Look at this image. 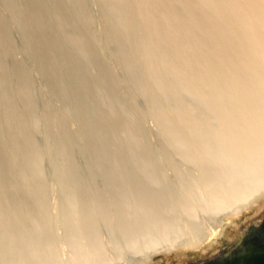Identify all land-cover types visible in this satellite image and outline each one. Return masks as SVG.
<instances>
[{"label":"bare ground","instance_id":"6f19581e","mask_svg":"<svg viewBox=\"0 0 264 264\" xmlns=\"http://www.w3.org/2000/svg\"><path fill=\"white\" fill-rule=\"evenodd\" d=\"M18 1L19 2L23 1L22 2L23 4L21 5L24 7H21V5H19L20 3L17 4ZM21 1L16 0V2H14V0H0V2L6 8V10L9 12L7 13L13 18L14 24L22 31L24 38L27 40L30 50L34 51L37 48L39 51L38 53H40V55L43 56V59L45 60V63L48 68L46 74H48L50 77V78L48 77L49 78L48 83L49 81L50 83H52V87H53L52 90L54 92L55 97L57 96L66 105L72 106L70 112H72V114H74L75 116V121L77 123L76 131L81 133L83 136L82 137L83 141H81L83 143L81 147L85 146L86 149H88L89 152L92 154V157L94 156V159H92L94 160L93 163L90 161L92 164L90 166L89 163L88 166L89 167L88 170L90 171V173L92 172L97 175L102 174L103 177L104 178L106 177L107 179L104 181H108L109 179L113 181L112 180L113 178H110L112 177L110 175H112L113 172L111 173L110 170L108 171L106 169L108 168V166L106 167V163H107L105 160L106 158L104 157L103 154H100L97 151L96 142H94L93 140L96 139L95 136H96L97 126L98 128L104 129L105 132L104 131L103 132L106 133L108 131V128H111L112 126V124L111 126H109L111 120H115V123L117 122L118 136L119 139H121V141L120 140L119 141L120 142L123 141L125 150L127 152V155H122L121 152H120L121 154L119 155L129 158V160L132 162V167H133L132 169L138 173V176L139 178L142 179V181H145L147 184L150 183L154 184L153 180H151V176H150L151 170L149 169L150 168L149 164L151 162L148 164L146 158V155L147 156L149 155L148 153L145 154L147 151L144 153L145 151L143 150L144 146L142 147L143 142H141V138L137 133L138 131L136 132L135 130L137 126L136 128L134 127V125L137 124L135 123L136 120H134L131 113L128 110H126L125 104L130 99H127V101H125L126 102L125 104L122 103L125 105V108L120 106L121 103L118 101L120 103L119 104L115 99V89L110 77V75H113L114 73L112 71L109 72L111 74L108 73V71L105 68V65H103L100 57L98 56L99 52L97 53L95 51L93 40L91 39L89 34L90 32L89 27L90 24L92 25L93 22H91L89 17H87L86 9L82 4V0H21ZM101 2L106 7L109 18L114 20L113 24L116 26V31L120 32L118 33V35L120 34L119 36L123 35L125 37L126 44L130 46L132 51L131 54L128 53L130 56L127 59H125L124 66L122 65L124 69L123 70L124 72L123 71L122 72L126 73L125 74L126 77H129V79L132 81L131 83H133L134 86L133 88H135L134 90H136L140 94L139 96L149 91L150 97L148 99L147 104L149 107L153 108V111L154 109L157 111L156 113L158 115L157 117H159L158 119L164 125L167 134L170 137L172 135L173 139L175 140L173 143V145H175L174 148L177 147L176 150L179 151V153H181V151H184L185 149L190 150V148L192 147L193 149L191 148V150L193 151V155L196 154L195 150H197L198 154L205 162L206 169L211 175L213 186L211 187L209 186L207 189H205L206 187L203 186L205 190L200 191L202 188L201 189L199 188L200 192H198V186H196V183H194L195 185L193 184V188H192V190H194L192 191L194 192V196L191 198L183 195V197H185V199L187 200V203L190 205L189 210L185 211L186 213H189V214L185 213L187 216L185 219L195 218L197 214L203 212L204 213L206 212V214L209 213L210 216H214L219 213L228 211L226 213V216L228 217L226 222L217 224V226L216 227L214 226L213 227L214 229L212 230L209 229L210 231L208 232V234L204 237L202 236V238L200 239V241L198 240V242L195 240L194 242L196 243L193 246V248H191V250L192 249L195 250V253H197V255L199 253V255L202 256L203 259H205L206 257L205 255H207L208 253L213 254L210 258V261L202 262V264H209V263L218 264L219 262L226 260L228 256H231L233 253H235L234 249L238 251L239 250L238 246L241 243L242 238L246 236L244 234L245 232H240V234L236 237V239L233 242V237L231 236L232 232H236V233L239 232L241 225L243 224V222L249 219V217L259 218L260 219L259 226L261 225L264 219V0H101ZM18 5L21 8H18ZM1 15L4 14L1 13ZM28 16H29V22H26L28 21L26 20V17ZM30 32L33 35L32 40H30L29 38ZM116 33L117 32H115V35H117ZM119 36L117 38H119ZM123 36L120 39H123ZM120 39H118V41H121ZM106 40L108 41V39ZM1 44L0 47H2ZM101 46H104V44ZM34 52L37 51L35 50ZM2 56L3 55L0 54V129L7 122L6 117L8 116H6L5 114L9 113L8 109L11 108V107L9 108L10 105L9 92L11 90L10 91L8 90L11 84L10 83L11 76H9L8 78V76L6 75L7 71L5 72L4 70L5 69L3 66L4 60ZM37 56L38 55H36V57ZM23 60L26 61V59L24 58ZM38 60L39 58H37V61ZM26 62L24 63L27 66H29L30 62H28V64ZM26 65L24 66L25 68L19 66L17 70H15L16 80L19 84L17 85L19 86L20 92L23 93L29 90V87L27 89V85L29 86L28 83L29 78L27 72L28 69H26L27 67ZM30 65L32 66V64ZM135 67L136 69L138 68L140 70V74H144L143 80L137 77V75H139V72L138 74L135 73L134 70ZM40 68L42 69L43 67ZM29 69L31 70L30 66ZM36 79L38 80L37 77ZM20 92L18 93L21 94L22 97L23 94ZM128 97L129 96H127V98ZM124 100H126V98ZM162 103H166L167 105H169L168 111L172 112V114L174 113V117L172 118L173 120L166 114V112H162L160 106ZM28 104L31 105V103ZM29 108L31 109V107ZM142 109L145 110V108ZM94 110L96 111L95 113ZM61 117L59 118L60 119L64 118ZM62 122L65 123L64 121ZM112 128L114 127L112 126ZM34 130L36 131L38 129L34 128ZM63 131H65L64 127H63ZM36 132L35 134H39V132L38 133ZM72 132L67 133L69 135L65 137L63 136L65 134L63 135L61 134L63 136V142H65L64 139L67 140V137L70 136ZM73 134L74 133L71 134L72 137L74 136ZM24 136L22 135V138L21 137L20 138L23 139ZM62 136L60 137L62 138ZM102 136L101 137L103 140L102 139L101 140L103 142L105 141L104 139L105 135ZM74 137L79 139L78 135L77 136L75 135ZM0 138H1V134H0ZM76 138L74 139L76 140ZM37 139L39 140L40 138ZM41 139H42V135H41ZM27 140L25 139L23 142L24 149H22L21 147V150L23 152L25 150V157H24L25 159L24 158L23 159L26 162L24 165L25 167L23 168L24 170H22L24 172L20 174L17 180L16 178L12 177L13 167H11L12 164L10 165V162H12V160L10 159L11 158V155L9 153L10 151L6 152L3 150V147L2 149L0 147V203H2L3 206L2 211L5 213L2 215L3 216L7 215L8 218L11 219L10 222H12V224H15L14 228L16 230L15 232H17V237L15 239L9 236H7V238L3 237L5 234L3 232L1 234L0 231V264H13V263L15 264H42V263L55 264L56 263L57 264L58 262L53 261L57 259L56 255L54 257L52 252L50 253L48 250H45L46 249L45 246L42 249H40L38 245L39 233H41L43 230L45 232L48 223L50 227L54 226L53 221L55 220L54 217L57 214H54V212L52 211L53 206L52 205L48 206V205L52 204L51 200L56 201V199L54 198L51 199V192L53 190L57 176L55 177L54 180L53 175L50 173L51 171L49 169L50 168L49 165L45 164L47 162L46 159L48 157L46 158L44 154L45 153L44 149H42L44 148V145L42 143L43 141L36 140L37 141L36 145H39L40 148L38 146H35L34 144V146L37 147L36 148L37 150L40 149L43 150V151L40 150L41 158L43 160V165H44V166L42 165V170H41L37 166V163L33 158L34 153L32 154V150L30 149L33 145L30 147L29 145L30 142H28ZM72 140L73 139L71 138V141ZM97 142H99V140ZM19 145H23V144H19ZM97 145H99L100 147V143ZM110 145L112 146V144ZM85 147L84 150H86ZM151 147L152 149L155 148L153 146ZM58 148L62 149L60 145ZM100 148L102 151L103 150L102 146ZM36 149L33 151H37ZM88 150L85 155L84 153L86 151L84 152L83 149L81 148L79 149V151L83 152L81 153L83 159H85L87 157V154H89ZM105 150L106 149H104V151ZM160 152L158 151L157 153L161 154ZM184 153L186 154V152H183V154ZM83 154L86 157H84ZM107 154L109 155V158H112V156L110 157V154L108 152ZM150 154H152L151 151ZM108 155H107V159L109 160ZM198 156H196V158H198ZM20 158L22 157L20 156ZM121 159L122 158H120V160ZM86 160L89 162V157ZM126 160L128 159L126 158ZM119 162H120L119 164L120 168L119 167L117 168L122 172V170L124 169L122 166L124 164L121 161ZM176 165H180V164L176 163ZM111 166L113 167V163ZM80 169L81 168L79 166V160L73 154L72 157L70 158L69 170L72 172L71 173L72 175H70V177L72 176L76 180ZM108 169H110V167ZM19 170H17V172H20ZM133 170H129V171L132 172ZM182 170L185 171L184 169ZM59 171L60 170H58L57 174H61L59 173ZM152 171H151V175H152ZM156 171L157 170H155V172ZM54 172L56 174V171ZM66 173H68V171ZM199 173L200 172L197 173V176H201ZM24 175L30 177L31 183L28 182V184H26L27 180L24 181ZM113 175L115 176V174ZM108 176L109 178H107ZM28 177H26V179ZM92 178L87 177V181L84 182V186H86L85 188H87V191H89L88 193H90V190L88 189L91 186V183H89L90 186L89 188L87 187L88 180ZM131 178L133 179V175ZM30 179L28 178V181ZM58 179L59 178H57V180ZM186 179L188 183V178ZM199 179L200 178H198V180ZM127 180L129 181L130 178H128ZM156 180L155 183H157ZM116 183L118 184L119 182L117 181ZM146 183L144 184L147 185ZM72 184H74L73 181ZM19 185L21 187V190L25 194L29 192L31 187H33L35 191L42 192L41 195L40 193L37 194L36 192H33L34 194L36 193L35 199L37 200V202L32 200L34 198L30 197V199L32 200L33 204L34 203L35 205L36 203L40 204V205L39 204L36 205L37 208L39 206L40 208L41 206L45 207V204H47L45 208L47 211L49 209L50 212L46 214V215L50 214V217L48 218L49 221L48 220L45 221L42 219L43 213L42 212L40 213V211L43 209L38 208L39 209L38 210L36 209V207H34L37 211H39L36 212V210L32 209L31 207L27 206V208H23L25 207V205H23L21 208V205H19L23 211L25 210L24 213L22 212V210L18 206V203L16 202V197H17L16 195L18 194H16L17 192H15V189H17ZM130 185H133L131 181H130ZM189 186L192 187L190 183ZM189 186L188 188H190ZM77 187L79 186L77 185ZM119 187L120 188L122 187V183L121 186ZM131 187L134 188L133 186ZM137 187L138 186H136V188ZM92 188H94V186ZM146 188L144 187V191H148L147 193H149L150 189L147 190L148 188L147 189ZM115 189H117V186L115 187ZM79 190H81V192L83 190L86 191V189H82L81 187ZM105 190L109 191L110 189L107 190L106 188ZM136 190L139 191L138 189ZM100 191H98V193H100ZM116 191H119V189H117ZM116 191L114 190V192ZM30 193H32V191H30ZM133 193L136 195L137 192L136 193L133 192ZM158 193L154 195L157 196V198L159 196L157 195ZM61 194L63 193L61 192ZM141 194L143 193L141 192L138 195L140 196L138 197L139 201L137 199L136 200L140 203L139 206L140 209H143L142 211L147 212L145 215L147 216L146 218L145 216L144 217L141 216L143 222L141 221L139 222V219L135 218V216L140 212L137 209L138 206H131V208L129 207L132 210V216H133L132 218L136 220V223L134 220H131V218H128V215H126L127 213L125 212L126 209L125 207L130 205H126L123 208H121L122 207L121 206L120 207L121 209L118 211L119 213L114 209V212L120 215V216L117 215L119 217L117 218L120 219L119 221H121V225H120L121 232H119V234L121 235L120 241L123 242L124 247L126 246V248H129L130 251L135 253L139 250L143 251L144 249L146 251L149 250L155 251L157 249L161 250L160 249L161 247H164L169 243L171 244V242L168 240L167 233H169V231L171 230V226L175 225V223H173V225L170 224L169 226L168 220L165 221L162 218L165 222L161 221L162 219H158V217L161 218L163 217V215L157 216L158 212H156L157 218H155L156 216L153 213L154 207L151 206L152 205L151 202L154 199L149 200V197L147 198L145 194L144 195ZM37 195H40V197L42 198H38L39 196L37 197ZM77 195H79V197L76 201V205L79 204L80 205L79 207L81 208L80 209L81 214L80 213L79 214L82 215L83 218L82 220L84 221V223L82 224H85V226L90 230L93 231L95 229L97 230L98 225L95 222L97 221V218L95 220V215L97 210L95 209V207L93 208L89 202H86V200L83 197V194L79 193ZM110 195L114 197L112 194ZM64 196H68V195H64ZM121 196H118L120 197L118 199H121L122 198ZM152 196L153 195H151V197ZM160 197H162V195ZM67 198L68 201L70 202L69 200L70 198L69 197ZM67 198L61 197L63 204L65 201H67ZM129 198L133 199L131 197ZM30 199L28 197V200ZM126 200H128V198ZM98 201L99 200H97L96 202ZM157 201H159V199ZM127 202L128 201H126V203ZM124 203L122 202V205ZM118 205L119 206L121 205V203L119 204V201H118ZM2 206L0 204V207ZM67 206L65 207L68 209L69 207ZM65 207H63L62 209V213L59 212L60 215L61 214L66 215L71 213V212L70 213L66 212L69 211L70 208L69 210H65ZM161 207H163V205ZM115 208L116 210L118 209L117 207ZM156 208H158V205L156 206ZM98 211L100 212V210ZM43 212H45V210H43ZM133 214L136 215L134 216ZM46 215L44 213L43 216H45L46 218L47 217ZM139 215H142V213ZM7 216H6V220L4 219L5 217L3 218L5 223L7 222ZM24 217H26L27 219H24ZM62 217L64 219V216ZM66 217H69V215H67ZM141 217L139 216V218ZM73 218L75 220L74 221L75 225L78 228H81L79 226L80 224H78V218L76 217ZM73 218H71V220ZM220 218H222V216H220ZM223 218L226 219L225 217ZM69 220L70 219L68 218L67 221L66 218L67 222L71 221ZM26 221L27 224L29 225L25 224ZM62 221L61 224H63ZM185 221L180 222L182 223V226ZM68 224L66 226H68ZM70 224L72 225V223ZM59 226L61 225L59 224ZM168 226L170 228H168ZM259 226L249 227L251 231H253L252 233H248L249 238L251 235H254V233L260 230ZM62 228L65 227L62 226ZM66 228L69 229L68 232L72 231L71 234L73 233V230H70L72 226ZM47 230L46 233L48 232ZM77 231L76 233H78ZM95 231L92 233L95 234ZM103 231L104 229L102 230V232ZM8 232L10 233V231H7V233ZM87 232H89V236L92 235V233L90 234L91 231L88 230ZM98 232H101V230L99 231V226H98ZM218 232H221L219 233L220 235H218ZM76 233L72 235L76 236L77 235ZM84 234L86 235V233ZM29 235L32 236L31 238H33L34 236L35 240H31L30 242L29 240L31 238L29 239L30 237ZM43 235L40 234V236L42 237ZM98 236L96 238H98ZM100 237H102L100 241H103L102 242L103 246L108 243L111 244V242L107 239L110 237L105 238V235ZM69 238L70 236L68 237V239ZM77 238L78 236L76 237V239L74 238V240L78 242L79 240H77ZM89 238L92 239L91 236ZM44 239L45 237H43V240ZM16 240L17 242L20 241L19 242V244H21L20 247L17 246L18 244H16ZM94 240L95 239H93V243L94 242L96 243V240L95 241ZM190 240H192V237ZM34 241L36 244L35 246L34 245L32 246V242ZM45 241L43 242L45 243ZM46 242H48V240ZM82 242H84L83 239L82 241L80 240V242H78V246L79 243L81 244ZM227 242H233V243L229 248L225 249V251L220 252V247L226 245L225 243ZM69 243L71 244V242ZM96 244H94V246ZM33 247L39 248L40 249L39 253L36 254V251L38 252L39 249L36 250ZM80 249L81 252H83L81 246ZM105 249L106 247L104 248V250ZM95 250L97 249L95 248ZM109 251H107V255L110 254ZM55 252L57 251H55L54 249V254ZM93 252L95 251L93 250ZM101 252H103V250H101ZM104 252L103 255H105ZM68 254L70 253L68 252ZM75 254H77V251ZM89 254H87L86 258L90 257L88 256ZM141 254L142 255H140V257L142 259V257L145 254L144 252H142ZM99 256H102V253L101 255L99 254ZM52 257H54L55 259ZM189 257L190 255L184 258L180 256L176 259L178 260L182 259L183 261L189 259ZM102 258L103 256L101 257V261ZM118 258H120V256ZM143 260L142 262H144ZM103 261L105 260L103 259ZM68 262H70L71 264V260L67 261V263ZM142 262L140 264H143ZM60 263L63 264L64 260L61 261ZM105 263H107V261H105L104 264Z\"/></svg>","mask_w":264,"mask_h":264},{"label":"rangeland","instance_id":"374dc122","mask_svg":"<svg viewBox=\"0 0 264 264\" xmlns=\"http://www.w3.org/2000/svg\"><path fill=\"white\" fill-rule=\"evenodd\" d=\"M14 2H16V0H14ZM22 2L23 1H21V2L18 1L17 4L20 3L19 5H21V4H23ZM82 4L84 5V7L86 9L87 17H89V19L91 20V22H93L92 25L90 24V27H89V31L90 32H89V34H90L91 39L93 40V44H94L95 51L97 53L99 52V55L98 56L100 57L103 65H105V68L108 71V73L110 71H112L114 73V74L112 73L114 76L113 75H110V77H111V80L113 82L114 89H115V99H116L117 102L119 101L121 103L120 104L118 102L120 104V106H122V107L125 108V105H126V110H128L131 113V115L133 116V119L136 120L135 123H137V124H135V125L133 124V125H134L135 128L137 126V128L135 130H136V132L138 131L137 133H138L139 137L141 138V142H143L142 143L143 144L142 147L144 146L143 147V150H145L144 153L147 151L145 154L148 153V155H149V156L146 155L148 164L151 162L149 164V166H150L149 169L151 171L153 169L154 172H155V170H157L156 172L159 175L156 172L154 173L152 171V175L154 176L153 177L151 175V171H150L151 180H153V183H154V184H151L150 183L151 184V187H150V184H147L145 181H142V179L139 178L138 173L135 172L132 169L133 168L132 167V162L129 160V158L128 157H125V156H122V155H127V152L125 150V146L123 144V141L120 142L121 139H119V136H118L117 122L115 123V120H111V122L109 124V126H111V124H112V126L114 128H112V126H111V128H108V131L106 133H104L105 132L104 129L98 128V126H97V128H96V136H95L96 139L93 140L94 142H96L97 151L100 154H103L104 157L106 158L105 159L106 162H107L106 163V167L107 166H108V168L110 167V169H108L106 167L105 168L108 171L110 170L111 173L113 172L112 175H110V176H112L110 178H113L112 179L113 181H111V179H109L110 181L109 180L108 181H104V180H107V179H106V177L104 178L102 174H98L97 175V174H94L92 172L90 173V171L88 170L89 169L88 166H89V163H90V166L93 163L94 160H92V159H94V156L92 157V154L89 152L88 149H86L85 146H82L83 148L81 147V145L83 143V142H81V141H83L82 140V137L83 136H82L81 133H79V132L76 131V129H77V123L75 121V116H74V114H72V112H70L72 106L66 105L57 96L56 97L58 99L55 97L54 92L52 90L53 89L52 83H50V81L48 83V80H49L50 77H49L48 74H46V71H47L48 68H47V65L45 63V60L43 59V56L40 55V53H38L39 51H38L37 48L35 49L37 52H34L35 50L34 51L30 50V48L28 46V43H27V40L24 38L22 31L14 24L13 18L8 14L9 12L6 10V8L4 7V5L0 2V11H1L0 12V18H1L0 19V44L2 43L1 44L2 47H0L1 48L0 49V54L3 55L2 56L3 57V60H4L3 61V63H4L3 66L5 68L4 69L5 72L7 71L6 72V75L8 76V78H9V76H11L10 77V79H11L10 80L11 81L10 83L11 84L9 86V88L10 87L11 88L10 89L8 88L9 91L11 90L9 92V94H10V98H9L10 99V101H9L10 102V105H9V108L10 107L11 108L8 109L9 110L8 111L9 113L5 114L6 116H8V117H6V121L7 122L5 123L4 126L1 127L2 130L0 129L1 130V132H0V134H1L0 147H1V149L3 147V150L6 151V152L7 151H10L9 152L10 155H11V158L10 159L12 160V162H10V165L12 164L11 167H13L12 168V177L16 178V180L19 178L20 174L24 172L22 170H24L23 168L25 167L24 165H25V162H26L24 160L25 159L24 158L25 157V150L23 152L21 150V147H22V149H24V143L23 142H24L25 139L26 140L28 139L27 141L30 142L29 143L30 147L33 145L30 149L32 150V154L34 153L33 154V156H34L33 158L35 159V162L37 163V166L42 170L43 160L41 158L40 150L44 149V152L45 153L44 152L43 153L45 154L46 158L48 157L46 159L47 162L45 164L49 165V167H50L49 169L51 171L50 173L53 175L54 180H55V177L56 176H57V178H59L58 179L59 181L56 178V181H55L56 186L54 184L53 190L51 192V199L54 198V199H56V201L55 200L54 201L51 200V203L52 204H49L48 205V206L52 205L53 206L52 211L54 212V214H57L54 217L55 218V220L53 221L54 226L53 227H50V225L48 223L47 224V227L45 229V232L43 230L42 231L43 233L42 232L39 233V243H38L39 248L42 249L45 246V248H46L45 250H48L50 253L52 252V254H53L54 257L56 255V258L57 259H55L54 257H52V258L55 259V260H53L54 262H58L57 264H62L60 262L63 261V260H64V263L63 264H70V262L67 263V261H70V260H71V264H104L105 261H107L108 264L110 262H111L110 264H140L143 259H144L143 260L144 262H142L143 264H146V263H148V264H202V262H208V261H210V258L213 255L212 253H208L207 255H205L206 257H205V259H203L202 256L199 255V253L197 255V253H195V250L194 249L191 250V248H193V246L195 245V243H196V242H194L195 240L198 242V240L200 241V239L202 238V236L204 237V236H206L208 234V232L210 231L209 229L212 230V229H214L213 228L214 226L215 227L217 226V224L225 223L226 220L228 219V217L226 216V213L228 211L227 212L219 213V214H217L218 216L217 215L210 216L209 213L206 214V212L205 213L203 212V213L197 214V216L195 218H192V219L191 218H187V219H185L187 217L186 214H189V213H186L185 211L189 210L190 205L187 203V200L185 199V197H183V195H185L187 197H191V198L194 196V192H192V191H194V190H192L194 183H196V186H198V192L204 191L209 186L210 187L213 186V181L211 180L212 179L211 178V175L209 174L208 170L206 169L205 162L201 158V156L198 154V151L197 150H195V153H196L195 155L196 156L199 155L198 158H196V156L193 155V151L191 150L192 147L190 148V150L189 149L188 150L185 149L184 151H181V153H179V151L176 150L177 147L174 148L175 145H173V143H174L175 140L173 139L172 135L170 137L167 134V131L165 130L164 125L158 119L159 117H157L158 116L156 114L157 111L155 109L153 111V108L149 107L148 104H147L148 99L150 97L149 91L147 93H144V94L141 95L143 97V99H142V97L139 96L140 94L136 90H134L135 88H133L134 86H133V83H131L132 81L129 79V77H126V75H125L126 73H123L124 72L123 71L124 70L123 69L124 61H125V59H127L130 56L129 54H131L132 51H131L130 46L126 44V40H125V37L123 35H122L123 36V39H120V38H122V36H119L120 34L118 35V33H120V32L116 31V26L113 24L114 23V20L111 19V18H109L108 11H107L106 7L103 5V3L101 2V0H82ZM19 5H18V8L24 7L22 5L20 7ZM1 13L4 14V15H1ZM26 20H28L26 22H29V16L26 17ZM115 32H117L116 33L117 35H115ZM118 36H119V38H117ZM29 38H30V40L33 39V35H32L31 32L29 33ZM106 39H108V41ZM118 39H120L121 41H118ZM18 40H19V42H18ZM112 40H113V42H112ZM105 43H106V45H105ZM108 43H111V44H108ZM103 44H104V46H101ZM20 46L23 47V48H21ZM27 49L29 50V52H28ZM111 52H113V53H111ZM36 55H38V56L36 57ZM23 58L26 59L27 62L25 60H23ZM37 58H39V60H38L39 62L37 61ZM24 62H26L27 64H28V62H30L29 63V66H30L31 70L29 69V66H27ZM30 64H32V66ZM25 65L27 66L26 69H28L27 72H28V78H29V82H28L29 83V86L27 85V89L29 87V90H27L26 92L23 93V92H20V90H19V86H18L19 84H18V82L16 80V73H15L16 71L15 70H17V68L19 66L24 67ZM44 65H45V68L46 69L44 68ZM40 67H43V68L41 69ZM134 70H135V73L136 74H138V72H139V75H137V77H139V79L143 80L144 79V74H140V70L138 68L136 69V67H135ZM109 74H111V73H109ZM36 77L38 78V80L36 79ZM37 81H38V84H37ZM127 83H129V84H127ZM38 87H40V88H38ZM43 90L45 91V93H44ZM18 92H20V93L23 94L22 95L23 98L21 97V94H19ZM44 94H46V95H44ZM127 96H129V97L127 98ZM124 97L126 98V100H124L125 99ZM127 99H130L131 101L132 100L133 101L132 102L130 100L127 101ZM125 101H127V103ZM28 103H31V105L28 104ZM122 103H124V104L126 103V104L124 105ZM162 104L165 105L166 107L163 106ZM162 104L160 105L162 112H166V114L172 119L174 117V113L172 114V112H169L168 111L169 110V105H167L166 103H162ZM143 105H144V107H143ZM29 107H31V109ZM142 108H145V110L142 109ZM66 109H67V111H66ZM95 112L96 111L94 110V113ZM170 113L172 114V116H171ZM61 114H62V117H64L63 119H60L59 118V117H61ZM144 115L145 116L147 115V116L145 117ZM62 121H64L65 123H63ZM30 123H32V124H30ZM36 124H38V125H36ZM159 126H160V128H159ZM161 126H162V128H161ZM63 127H64L65 131H63ZM115 127H116V129H115ZM34 128L38 129V130H36L37 132L34 130ZM18 130H20V131H18ZM35 132L36 133L39 132V134H35ZM70 132L74 133L73 134L74 136L75 135L76 136L78 135L79 136L78 137L79 139H77L74 136L72 137V135H71L72 133H71L70 136H68L69 137V140H68V137H67V140L64 139L65 142H63V136L65 137V136L69 135L67 133H70ZM76 132H77V134H76ZM18 134L21 135V136H19ZM61 134L62 135L65 134V135L62 136ZM22 135L23 136L25 135L23 137V139H21L22 138ZM41 135H42V139H41ZM80 135H81V137H80ZM102 135H105L104 136L105 141H103L104 143L102 142V140H103L102 139V137H103ZM113 135H115V136H113ZM36 136H37V138H40L41 140L40 139L38 140L36 138ZM60 136H62V138ZM59 137L62 140H60ZM71 138L73 139L72 141H71ZM74 138H76V140ZM117 138H118V140H117ZM20 140H22V141H20ZM36 140L37 141H43L42 143L44 145V148H42L40 150H37L36 149L37 147H35V146H38L39 147V145H36V143H37ZM77 140H78V142H77ZM98 140H99V142H97ZM58 141H59V143H58ZM111 141H112V143H111ZM99 143H100V147L102 146V148H103L102 151H101V148L99 147V145H97ZM101 143H102V145H101ZM19 144H23V145H19ZM34 144H35V146H34ZM58 144L62 147V149L58 148L59 147ZM110 144H112V146ZM63 145H64V147H63ZM151 146H153L155 148L152 149ZM84 147H85L86 150H84ZM161 147H162V150H161ZM78 148L79 149L80 148L83 149L84 152L86 151L84 153L85 155H86L87 150H88V153L89 154H87V157L84 156V154H83V156L86 157L85 159L82 158V154L81 153H83V152L79 151ZM148 148H150V149H148ZM35 149L37 151H33ZM104 149H106L105 150L106 152L104 151ZM56 150H58V151H56ZM60 150H62V151H60ZM150 151H151L152 154H150ZM158 151L159 152L161 151L160 152L161 154L157 153ZM107 152L110 154V157L112 156V158L114 160L112 158H109V155L107 154ZM120 152L122 153V155H119V154H121ZM183 152H186V154L185 153L183 154ZM111 153H113V154H111ZM22 154H24V155H22ZM49 154H51V155H49ZM73 154L79 160V166L81 168L80 171H79V173H78V177L76 179L77 181L75 180L74 177H72V176H71L72 178L70 177V175H72L71 174L72 172L69 170V167H70V158L72 157ZM107 155H108L109 160L107 159ZM185 155L186 156L188 155L187 158H186ZM191 155H193V156H191ZM20 156L22 158H20ZM88 157H89V162L86 160ZM151 157H153V158H151ZM120 158H122V159L120 160ZM126 158L129 161L126 160ZM15 159L17 160L18 163L16 162ZM21 160H23V161H21ZM124 160H126V161H124ZM186 160H187V162H186ZM119 161L123 162V164H124L122 166L124 168L122 170V172H121V170H118V168H117V167L120 168V165H119L120 162ZM152 161L153 162L155 161V162L153 163ZM182 162H184V163H182ZM191 162H194V163H191ZM112 163H113V167L115 165L114 168L111 166ZM114 163H116V164H114ZM176 163L177 164H180V165H176ZM186 163H188V164H186ZM14 164H16L17 166L14 165ZM56 164H58V165H56ZM67 165H68V167H67ZM193 165H194L195 168L193 167ZM15 167H17V168H15ZM18 168L19 169L22 168V169L19 170ZM112 168H113V170H112ZM57 169L60 170L59 173H61V174H57L58 173V170ZM182 169H184L185 171H183ZM17 170H19L20 172H17ZM129 170H133V171L131 172ZM181 170H182V172H181ZM54 171H56V174H55ZM67 171H68L69 174L66 173ZM118 171H119V173H118ZM127 172L128 173L131 172L132 174L129 173V175H131V176H129ZM133 172H135V173H133ZM198 172H200L199 174L201 176H197V173ZM113 174H115V176ZM132 175H133V179L131 178ZM90 176H92L93 178L90 177ZM120 176H122V177H120ZM26 177H28V176L24 175V181L27 180L26 181L27 182L26 184H28V182L31 183L30 177H28L30 179L29 181H28V178L26 179ZM87 177L92 178V179H89L90 182L88 180V186H87L89 188V186H90L89 183H91V186L88 189V190H90V193H88L89 191H87V188H85L86 186H84V182L87 181ZM201 177H202V179H201ZM107 178H109V176ZM128 178H130L129 181L127 180ZM186 178H188V183H187V179ZM198 178H200V179L198 180ZM139 179H141V180H139ZM155 180H156L157 183H155ZM72 181H73V183L75 185L72 184ZM117 181L120 184L119 183L117 184L116 183ZM130 181H131V183L133 185H130ZM121 183H122V187L123 188L122 187L121 188L119 187V186H121ZM136 183H138V184H136ZM144 183H146L147 185H145ZM189 183H190V185H192V187L189 186ZM141 184H143V185H141ZM77 185L79 187H77ZM92 185L94 186V188H92L93 187ZM111 185H112L113 189H112ZM115 185L117 186V189H119V191H116L117 189H115V187H116ZM135 185L138 186V187L136 188ZM104 186L105 187L107 186L106 187L107 190H109V189L110 190L109 191H106L105 190L106 188ZM131 186H133V187L135 186V187L132 188ZM157 186H159V187H157ZM188 186L190 188H188ZM203 186L206 187V188L204 189ZM80 187L82 189H86L87 192L85 190H83L81 192V190H79ZM108 187H109V189H108ZM144 187L145 188L147 187L148 188V189L146 188L147 190L150 189L149 193H147L148 191H144ZM77 188H79V189H77ZM102 188H103V190H102ZM199 188L200 189L202 188L203 190L201 189L199 191ZM136 189H138L139 191H137ZM153 189H154V191H153ZM20 190H21V187L19 185L17 187V189H15V192H17L16 194L19 195V196L16 195L17 196L16 197V202L18 203V206L21 205V208H22V206L25 205V207H23V208H27V206H28V207H31L34 210L40 208V206L38 208L36 206L39 203H36V205H35V203L34 204L32 203V200H34L35 202H37V200L35 199V194L36 193L37 194L40 193V195H41L42 194L41 191H35L33 189V187H31L30 190H29V192H27V194H25L22 190L20 192ZM63 190H64V192H63ZM111 190L113 192L115 190L116 192L113 193ZM155 190H156V192H155ZM30 191H32V193H30ZM59 191H61L63 194H61V192H59ZM98 191H100V193H98ZM187 191H188V193H187ZM33 192H36V193L34 194ZM93 192H95V193H93ZM110 192H112V193H110ZM117 192H118V194H117ZM133 192H135V193L137 192L136 195ZM141 192L143 193L141 195H144L145 194V196H147V198L149 197V200L150 199L151 200L154 199L151 202L152 203L151 206L154 207V210H153L154 215L155 216L157 215L156 212H158V215L157 216H162L163 215V217H161V218L158 217V219H162L163 218L165 221L168 220V225L169 226H170V224L173 225V223H175V225L171 226V230L169 231V233H167L168 234L167 235L168 240L171 242V244L169 243L168 245H165L164 247H161L160 248L161 250L157 249L155 251L154 250L146 251L144 249L143 251L142 250L141 251L139 250V251H137L135 253V252L130 251L129 248H126V246L124 247L123 242L120 241L121 240V235L119 234V232H121L120 231L121 221H119L120 219H118L119 218L118 216H120V215H118V213H119L118 211L121 208L125 207L126 205H130V206L125 207L126 209H128L129 207L131 208V206H138L137 209L140 211L139 214L142 213V215H139V214H137V215L135 214L136 216L134 214L133 215L135 216V218H138L139 219V222L140 221L143 222L142 217H144L146 215V213H147L145 211H142L143 209H140V207H139L140 206V203L138 202L139 201L138 200L139 199L138 197H140V196H138V195ZM151 192L152 193H155V194H152ZM79 193L83 194V197L86 200V202H89L93 208L95 207V209L97 211L100 210V212L99 211L98 212L96 211L95 220L97 218L98 223H97V221H95V222L99 226V231L101 230V232H98V226H97V230L96 229H95L96 231L94 230L95 231V234H94V233H92V232H94L93 230L88 229L85 226V224H82V223H84V221L82 220L83 219L82 218V215H80L81 214V212H80L81 211L80 210L81 208L79 207L80 206L79 204L76 205V201H77V199L79 197V195H77V194H79ZM109 193L112 194L114 197H112ZM150 193H151V195H153L152 197H151ZM156 193H158L157 195H159L158 198H157V196H154V195H156ZM31 194H32V196H31ZM89 194H90V196H89ZM40 195H37V197L39 196L38 198H42V197H40ZM64 195H68V196H64ZM104 195H105V198L107 197L106 199L104 198ZM117 195L118 196H121L122 195L121 196L122 198L121 199H118L120 197H118ZM161 195H162V197H160ZM59 196H60V198H59ZM28 197H29V199H30V197L31 198H34V199L28 200ZM61 197L62 198L69 197L70 198L69 200L72 203H70L68 201V198H67V201H65L64 204H63V202L61 200ZM129 197H131L133 199H130ZM127 198H128V200H126ZM96 199L99 200V201L96 202L97 201ZM158 199H159V201H157ZM120 200L123 203L124 202L126 203V201H128L129 203L127 202L126 204L124 203L125 205L124 204L122 205V202ZM118 201H119V204L121 203L120 206L118 205ZM114 202H116V203H114ZM99 203H100V205H99ZM0 204L2 206V203H0ZM65 204H67L68 206L65 205ZM154 204L156 206L158 205V208H156V206ZM62 205H63V207H65V206L69 207L70 210H69V208L67 209L66 207H65V210H69V211H66V212H68V213L71 212V213L70 214H66V215L65 214H63V215L61 214L60 215L59 212L62 213V209H63ZM162 205H163V207H161ZM46 206H47V204H45V207ZM118 206H119V208H118ZM34 207H36V209ZM42 207H44V206H41L40 209L45 210V212H43V210H41L40 213L41 212L43 213L42 214V219L46 221L50 217V214L49 215H46L49 212V209L47 211L45 207L44 208H42ZM99 207H101V208H99ZM115 207H117L118 209L116 210ZM19 208H20V206H19ZM130 208L128 210L125 209V212L127 213L126 215H128V218H131V220H134L135 223H136V220L132 218L133 217L132 216V210ZM0 209H1L0 211H2L3 206L0 207ZM114 209L118 213L114 212ZM24 211L22 210L23 213H24ZM2 212H0L1 213L0 214V221H1L0 222V225H1L0 231H1V234L3 232L5 234V235L3 234L4 235L3 237H6L7 238V236H9V237H13V238L16 239L17 232H15L16 231L15 228H14V225L15 224H12V222H10L11 219H9L7 215L3 216L2 214H5V213L4 212L2 213ZM36 212H39V211L36 210ZM44 213L47 216L46 218H45V216H43ZM67 215H69V217H66ZM6 216H7V222L5 223L4 219L6 220ZM62 216H64V219H63ZM139 216L140 217L142 216V217L139 218ZM157 216L155 218H157ZM164 216L167 217V218H165ZM220 216H222V218H220ZM65 217L67 218V221H68V218L70 220L73 217L78 218V224H80L79 226L81 228H78L75 225L74 218L71 221L69 220L70 222H67ZM146 217L147 216H145V218ZM223 217H225L226 219H224ZM102 218H103V220H102ZM145 218H144V220H145ZM24 219H27V218L24 217ZM163 219L161 221L165 222ZM180 220L182 222L186 220L187 222L185 221L183 223V226H182V223H180L181 222ZM61 221H62L63 224H61ZM178 221H179V223H178ZM8 222H10V223H8ZM57 223H58V225H57ZM68 223L69 224L72 223V225L71 224L69 225ZM259 223H260V219L259 218L249 217V219H247L245 222H243V224L241 225L242 228L240 227V229H239L240 231L239 232H237V233L236 232H232V235L231 236L233 237V242L236 239V237L240 234V232H245L244 234L247 237H249L248 232H247L248 228L249 227H252V226H259ZM25 224H27V221H26ZM59 224L61 226H59ZM67 224H68V226H66ZM184 224H186V225H184ZM27 225H29V224H27ZM139 225H141V224H139ZM62 226L65 227V228H62ZM71 226H72V228H70V230H73V233H72L73 235L78 230L77 231L78 233H76L77 235L75 234L76 236H73L71 234L72 231L68 232L69 229L66 228V227L69 228ZM169 226H168V228H170ZM73 227L75 228V230H74ZM87 229L89 231H91L90 234L92 233V235H90V236H91L92 239L89 238L90 236H89V232H87L88 231ZM103 229H104V231L102 232ZM216 229H218V228H216ZM46 230L48 231L47 233H46ZM79 230H80V232H79ZM7 231H10V233L9 232L7 233ZM84 233H86V235ZM87 233H88V235H87ZM219 233H221V232H218V235H220ZM40 234L41 235H43V234L45 235V236L43 235V237H45L44 240H43V237L40 236ZM103 234L105 235V238L106 237H110V238H107V239L111 242V244L108 243V244H106V245L103 246V243H102L103 241H100V239L102 238L100 236H104ZM187 234H188V236H187ZM190 234H191V236H190ZM10 235H12V236H10ZM82 235H84V236H82ZM106 235H108V236H106ZM29 236H30L29 237V239H30L32 236L31 235H29ZM46 236L48 237V239H47ZM69 236H70V238L72 236V238L71 239L70 238L68 239ZM77 236L79 238V239L77 238V240H79L78 242H80V240L82 241V239L84 240V242H82L83 244L82 243L81 244L79 243V246H78V242L76 240H74V238L76 239ZM85 236H88V237H85ZM97 236H98V238H96ZM252 236L253 235H251L250 238ZM191 237H192V240H190ZM33 238H34V236H33ZM33 238H31L29 241L31 242V240H35V238L34 239ZM46 239L48 240V242H46L47 241ZM85 239L86 240H89V241H86ZM93 239L96 240V243L97 244L95 242L93 243ZM187 239H189V240H187ZM42 240L43 241L46 240L45 243ZM50 240H51V243H50ZM90 240H92V241H90ZM191 241H193V242H191ZM19 242H17V240H16V244H18L17 246L20 247L21 244H19ZM69 242H71V244ZM85 242L88 243V244H86ZM188 242H189V244H188ZM233 242H227V243H225L226 244V245H224L225 247L224 246L220 247V252H223V251H225V249L229 248ZM75 243H76V246H75ZM35 244H36L35 241L32 242V246L33 245L35 246ZM94 244H96L97 246L96 245L94 246ZM83 245H85V246H83ZM92 245L94 246V248H93ZM80 246L82 247L83 252H81ZM105 247H106L107 251L110 250L109 251L110 254L107 255L106 249L104 250ZM33 248H35L36 250L39 249V248H36V247H33ZM67 248H69L70 250L67 249ZM75 248H77V249H75ZM95 248L97 250H95ZM231 248H233V247H231ZM40 249L38 250V252L36 251V254L39 253ZM54 249H55V251H57V252H55V254H54ZM100 249L103 250V252L105 251L104 254L106 256L103 255V252H101ZM93 250L95 252H93ZM127 250H128V252H127ZM66 251H67V253H66ZM76 251H77V254H75ZM89 251H91V252H89ZM129 251H130V253H129ZM68 252L70 254H68ZM99 252L102 253V256H103L102 261H101V257L102 256H99V254L101 255V253H99ZM142 252H144L145 255L143 254L144 256L141 259L140 255H142L141 254ZM234 252H236L235 249H234ZM87 254H89L88 256H90V257L86 258ZM195 254H196L197 257L195 256ZM69 255H71V256L73 255V256L71 257ZM188 255H190L189 259H186V260H183V261H182V259H180V260L176 259V258H178L180 256L182 258H184V257H186ZM58 256L60 257V259H59ZM119 256H120V258H118ZM61 257H62V259H61ZM73 257H74V259H73ZM78 257H79V259H78ZM72 259H73V261H72ZM103 259L105 261H103ZM3 262H1V263H3ZM107 263H105V264H107ZM13 264H15V263H13ZM42 264H46V263H42Z\"/></svg>","mask_w":264,"mask_h":264},{"label":"water","instance_id":"95a60500","mask_svg":"<svg viewBox=\"0 0 264 264\" xmlns=\"http://www.w3.org/2000/svg\"><path fill=\"white\" fill-rule=\"evenodd\" d=\"M259 228L251 238L244 236L239 250L218 264H264V219ZM247 232L253 231L248 228Z\"/></svg>","mask_w":264,"mask_h":264}]
</instances>
